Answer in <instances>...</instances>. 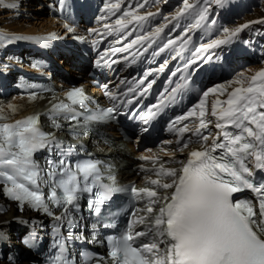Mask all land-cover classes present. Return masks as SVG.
Returning <instances> with one entry per match:
<instances>
[{
    "label": "bare ground",
    "instance_id": "6f19581e",
    "mask_svg": "<svg viewBox=\"0 0 264 264\" xmlns=\"http://www.w3.org/2000/svg\"><path fill=\"white\" fill-rule=\"evenodd\" d=\"M33 3L34 0H0V66L10 71L14 68L8 67L9 62L23 60L24 54L30 50L31 42L38 41L40 34L51 33V35L66 39L67 42H72L74 39L73 35L70 36V32H65L62 29L63 26H57L55 18L38 17L37 20L30 21L27 17L33 16L29 13L33 8L26 9L25 7H29ZM21 5H24L26 13H22L24 9ZM17 6H19L22 12L5 13V11L17 9ZM37 8L41 11L45 9V7L41 8V6ZM24 51L25 53H23ZM17 53L22 56L20 57ZM56 58L65 65L70 81L75 82L77 79V84H80L78 89L84 90L86 86L84 74L77 73L76 70L71 68L72 63L75 62L74 57L65 54V56H56ZM5 62L8 63L6 64ZM31 63L32 66L41 64L45 66L43 62L37 60H32ZM254 68L255 66H248L250 70ZM23 71L24 74L34 76V72H28L26 69H23ZM58 85H63V87L58 88L60 94L70 97L67 88L68 84L66 83L65 85V82L58 81L56 82V86ZM259 87L246 91L243 97L230 101L225 108L218 109L217 113L214 114V124H209L208 121L201 120V118L194 123L193 121L190 122L184 129V133L189 129L191 130V134L186 135L189 140H195L193 144L186 143L179 145L177 141H167L164 147L159 150L150 149L144 152L147 157L152 158V162H143L142 160L129 157V168L134 172L129 175V179L141 177L142 174L150 172L149 167L153 170L158 165H165L168 162L176 166L177 162H175V159L177 158L182 163L187 162L190 153H200L212 145H216L223 129L228 128L229 125H233V121L237 118H239V126L244 129L245 135L254 143L253 147L245 155V171H253L257 163L261 143L264 140V85H262L261 91H259ZM35 89L36 86L34 84L25 83L22 80L14 84L13 79H6L5 85L0 88V137L11 135L19 130L30 127L27 120L34 117V115L39 117L40 114L37 115L36 111L40 112V106L44 105L50 96L39 95L35 92L31 93ZM78 89L75 90L78 91ZM19 91L21 94L18 93ZM253 95L257 97L255 101L257 106L248 111V99ZM62 104L63 102L60 103V105ZM189 115L195 116L193 112L187 116ZM195 117L198 118L197 116ZM212 129H214L213 132H211ZM208 130L210 132H207ZM202 132H205V136L198 138V135ZM8 154V156L0 155V159L12 158L18 153L8 152ZM34 157L41 159V152H36ZM157 159L161 160L157 161ZM26 170L28 174L31 168L28 167ZM179 176L180 173H173L167 180V186H158L163 189L161 194L162 200L168 199L171 196L175 185L180 181ZM7 184V191L5 192L8 198L3 195V183L0 182V260L4 261L0 263L55 264L52 250L57 239V232H62L63 228L59 225L60 219H57L55 207H45L37 201L39 194L44 191L43 185L39 187L40 193L34 198V194L30 193L21 184H17L11 179L7 180ZM155 186L154 183L153 187ZM161 198H157V200H161ZM34 201L37 203L33 204ZM240 207L246 213V216L253 213L252 205L242 204ZM18 210L20 211L18 212ZM17 238H20L19 243H17ZM5 245L8 246L9 253L5 250L2 255L1 248ZM21 252L24 256L27 255L29 260L17 261Z\"/></svg>",
    "mask_w": 264,
    "mask_h": 264
},
{
    "label": "rangeland",
    "instance_id": "374dc122",
    "mask_svg": "<svg viewBox=\"0 0 264 264\" xmlns=\"http://www.w3.org/2000/svg\"><path fill=\"white\" fill-rule=\"evenodd\" d=\"M159 6H162L166 3V0H158ZM213 0H202L200 3V8L197 11V20L198 17L202 16L203 13L206 11L208 6L212 3ZM239 2L237 1L236 4ZM243 3H246L247 6L245 8H240L238 11H232L228 5H225L226 10L231 13L230 14V20L224 21L223 20V14L219 13V15H216L218 17L217 20L221 23V31L222 35H232L236 31H241V33L238 34L239 41L243 44L241 47V54L240 58L244 61V55L249 54L254 56L256 58H251V62H247L248 64L243 67L241 66L240 70H238L236 75L231 74L228 78H222L223 80L219 86H217L214 90V93L211 95V101L214 102L217 100V98L221 99V105H225L227 101L230 99H236L238 95L245 92L246 90L255 87V85H259L264 82V78H261L264 76V0H243ZM188 3H185L184 5L175 4L171 6L170 9L171 12H173L171 16L177 14L185 5ZM37 5L33 4L29 7H32L33 9L29 12L33 16H28L27 18L30 19V21H35L38 19V17H47L46 11H41L37 7ZM232 13H234L232 15ZM216 23V21H214ZM45 23V22H43ZM244 30V33H243ZM232 50L229 52V55H232ZM248 66H255L253 70L248 69ZM257 67V69H256ZM259 77L257 82H250L249 80ZM76 81H78L76 79ZM264 84V83H263ZM225 85V86H224ZM220 96V97H217ZM162 166H160L159 169ZM164 169V168H163ZM165 169L167 170H177L174 166L165 165ZM2 173H7L4 169L1 170ZM9 177L16 178L13 174H8ZM153 178L158 181L159 183H165L166 177L163 174H156L153 176ZM18 179V178H16ZM19 182H23L24 180H17ZM3 195L6 197L7 188L5 185H3ZM161 204V203H160ZM160 205H157V207ZM159 210V209H158ZM20 210H18L19 212ZM159 211H155V213H158ZM19 243V241H17ZM5 250H7L5 248ZM20 257H18L17 261H26L29 260L26 256H24L21 252L19 254ZM26 259V260H25ZM0 262H4L1 261ZM1 264V263H0Z\"/></svg>",
    "mask_w": 264,
    "mask_h": 264
}]
</instances>
